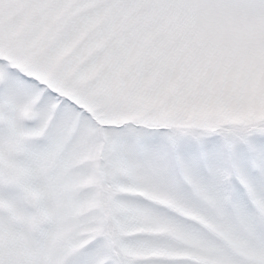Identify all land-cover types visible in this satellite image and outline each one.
I'll use <instances>...</instances> for the list:
<instances>
[{
	"label": "snow or ice",
	"instance_id": "1",
	"mask_svg": "<svg viewBox=\"0 0 264 264\" xmlns=\"http://www.w3.org/2000/svg\"><path fill=\"white\" fill-rule=\"evenodd\" d=\"M0 264H264V0H0Z\"/></svg>",
	"mask_w": 264,
	"mask_h": 264
}]
</instances>
